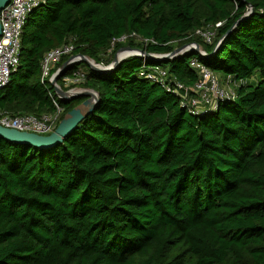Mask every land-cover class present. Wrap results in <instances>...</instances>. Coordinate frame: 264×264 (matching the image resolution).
<instances>
[{
  "label": "trees",
  "instance_id": "trees-1",
  "mask_svg": "<svg viewBox=\"0 0 264 264\" xmlns=\"http://www.w3.org/2000/svg\"><path fill=\"white\" fill-rule=\"evenodd\" d=\"M218 22L213 42L194 35ZM132 32L150 42L127 45L161 55L199 43L206 55L147 62L191 85L196 57L233 77L235 97L192 113L139 74L143 57L86 68L81 86L101 99L62 143L0 137V264H264V0H46L0 108L41 116L57 98L61 120L86 97L62 100L42 81L45 54L72 42L109 65L124 44L113 40Z\"/></svg>",
  "mask_w": 264,
  "mask_h": 264
},
{
  "label": "built area",
  "instance_id": "built-area-1",
  "mask_svg": "<svg viewBox=\"0 0 264 264\" xmlns=\"http://www.w3.org/2000/svg\"><path fill=\"white\" fill-rule=\"evenodd\" d=\"M46 0H11L1 12L2 36L0 37V92L7 86L12 73L18 68L22 50V36L28 15ZM218 22L215 26L198 28L194 35L200 36L206 42H213L216 36V28L221 25ZM130 38L139 40L147 45L148 38L140 37L136 32L124 34L113 40L112 46L118 42H126ZM196 42L189 43L182 54L194 50ZM75 45L72 42L64 43L49 50L42 61V76L44 83L47 79H53L52 69L60 63L64 56H71L74 53ZM131 52L132 50H123ZM127 53V54H130ZM200 54L207 53L200 48ZM147 57H143V65L139 74L153 82L158 83L168 92L177 95L182 105L192 113H199L205 109H215L219 101L232 99L236 95V81L228 75L224 79L213 69L200 61L198 58L191 59V66L198 72V79L194 84L187 85L172 76L167 67L159 63H148ZM82 57L78 56L73 60V69L63 76L62 84L65 88L71 89L81 86L87 79V69L81 66ZM60 83V82H59ZM56 109L52 113H45L41 116L36 114H12L0 108V124L10 128L49 134L55 130L60 122L63 107L57 98L53 99Z\"/></svg>",
  "mask_w": 264,
  "mask_h": 264
},
{
  "label": "water",
  "instance_id": "water-1",
  "mask_svg": "<svg viewBox=\"0 0 264 264\" xmlns=\"http://www.w3.org/2000/svg\"><path fill=\"white\" fill-rule=\"evenodd\" d=\"M10 1L11 0H0V16L2 10ZM248 14L244 15L242 19L246 18ZM1 36L2 22L0 17V37ZM223 39L224 37L218 42L217 47L222 43ZM195 44L196 46H194L193 49L197 52H200V48H202V46L197 42ZM188 45L189 44H184L178 48H175L172 52L162 55L151 53L143 48H136L130 45L122 46L118 52L122 50L132 51L130 52V54H126L122 57H119V54L116 53L113 61L109 65H102L88 55H84L81 53L73 54L69 56V58L65 60L62 65L58 67V69L53 73V79L51 80V83L55 88L56 94L62 100H71L76 97H86V99L82 103L74 107L72 110L68 111L60 120L55 130L49 134H40L37 132L19 130L17 128H10L0 124V137H3L10 142L29 144L39 148L53 147L59 143H62L69 135V133L72 132L91 111H93V109L101 99V94L97 89L87 86H75L71 89H64L58 81L59 78L72 66L73 60L78 56H81L82 61L85 62L91 69H94L98 72H105L114 69L118 64L132 55L138 57H147L150 59L170 60L175 56L185 52Z\"/></svg>",
  "mask_w": 264,
  "mask_h": 264
},
{
  "label": "rangeland",
  "instance_id": "rangeland-1",
  "mask_svg": "<svg viewBox=\"0 0 264 264\" xmlns=\"http://www.w3.org/2000/svg\"><path fill=\"white\" fill-rule=\"evenodd\" d=\"M137 41L140 42L139 40H137ZM184 44H189V43H181L180 45H179L178 43H176V48H178V47H180V46H182V45H184ZM124 45L127 46V43L124 42L123 46H124ZM119 49H120V48H119ZM119 49L115 52L114 57H115L116 53L120 54V53L123 51V50H122V51L118 52ZM113 59H114V58H113ZM85 67L88 68L89 66H88V65H85ZM220 78H221V79H224V77H223L222 75L220 76Z\"/></svg>",
  "mask_w": 264,
  "mask_h": 264
},
{
  "label": "bare ground",
  "instance_id": "bare-ground-1",
  "mask_svg": "<svg viewBox=\"0 0 264 264\" xmlns=\"http://www.w3.org/2000/svg\"><path fill=\"white\" fill-rule=\"evenodd\" d=\"M130 52V51H129ZM129 52H126V51H122L120 54H119V57H122V56H125L127 53Z\"/></svg>",
  "mask_w": 264,
  "mask_h": 264
}]
</instances>
